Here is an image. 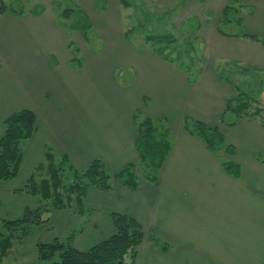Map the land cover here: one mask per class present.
<instances>
[{
    "label": "crops",
    "instance_id": "0c3cea01",
    "mask_svg": "<svg viewBox=\"0 0 264 264\" xmlns=\"http://www.w3.org/2000/svg\"><path fill=\"white\" fill-rule=\"evenodd\" d=\"M43 1L46 10L39 15H0V137L13 112L27 109L36 116V132L23 147L16 178L0 181V208L6 206L0 218L17 220L29 206L38 207V200H21L16 191L46 147L67 156L76 171L94 160L110 175L133 164L138 182L133 190L116 182L108 191L88 189L84 215L52 210L47 223L12 249L19 264H35L38 243L64 241L76 227L81 230L74 248L90 249L114 234L112 213L133 218L145 232L135 264H264V119L224 113L234 93L213 67L193 82L186 70L150 48L153 53L134 61L131 51L139 52L126 40L133 28L125 0H78L88 15L89 8L98 13V2L113 14L99 12L106 49L100 41L91 64L78 69L72 42L51 12L55 0ZM216 4L203 13L218 12ZM246 5L264 9L261 0ZM208 32L225 62L264 68V45ZM144 118L169 133L170 150L152 180L139 173L135 147ZM186 122L217 127L233 154L206 149L185 129ZM226 161L238 166V177L225 172Z\"/></svg>",
    "mask_w": 264,
    "mask_h": 264
},
{
    "label": "trees",
    "instance_id": "16d2710c",
    "mask_svg": "<svg viewBox=\"0 0 264 264\" xmlns=\"http://www.w3.org/2000/svg\"><path fill=\"white\" fill-rule=\"evenodd\" d=\"M8 11L18 16L24 14L9 10L4 4H0V15ZM42 11L43 9L30 13L37 15ZM234 11L230 5L224 8V22L232 19L233 15H239ZM70 12L71 10H64L62 15L67 17ZM78 13L81 14L80 10ZM82 20L85 25L83 28L88 29L90 27L88 19L82 16ZM238 22L241 23V20L238 19ZM241 34L243 38L264 45V34L260 38ZM145 42L153 49L154 47L157 49L153 50L156 54L170 62L168 59L170 55L166 50L176 42L175 38L171 35H148ZM251 69L262 70L257 67ZM248 109V101L242 100L240 93L237 92L226 104L224 113L241 117ZM255 114L254 117L264 119V110L256 109ZM188 125L191 128H188ZM3 127L4 132L0 137V181L6 182L16 178L18 174L22 161V146L36 132V116L32 111L22 109L5 118ZM137 128L135 147L139 156V167L144 170V176L152 180L170 150L169 133L156 126L149 118L142 119ZM159 129L162 131L159 132ZM185 129L198 137L206 149L214 154H233V148L226 143L217 127H207L199 122H186ZM261 161L264 162V159ZM222 166L228 175L238 177L237 165L226 161L222 162ZM113 182L131 190L135 189L138 182L136 166L128 164L118 173L110 175L101 160H94L85 169L76 171L66 156L58 158L49 147H46L43 160L36 165L26 184L16 191L17 195L37 198L38 207L25 209L21 218L17 220L0 218V259L15 246L23 243L34 228L47 223L52 210H72L75 214L84 215L83 200L87 190L95 188L108 191L112 188ZM111 220L114 234L86 251L74 248L73 240L77 234L74 231L64 241L38 243L35 264H135L138 248L146 239L143 228L125 214L112 213Z\"/></svg>",
    "mask_w": 264,
    "mask_h": 264
},
{
    "label": "rangeland",
    "instance_id": "374dc122",
    "mask_svg": "<svg viewBox=\"0 0 264 264\" xmlns=\"http://www.w3.org/2000/svg\"><path fill=\"white\" fill-rule=\"evenodd\" d=\"M125 1H128L131 7V22L129 23L130 27L133 28L131 34L126 36V40L128 43H131L133 50L139 52L136 55L134 51H131V56L134 61H136V57L150 54V52H152L150 49H156L155 47L153 49L150 45H145L144 39L146 36L171 35L175 38L176 42L166 50V53L170 55L168 59L172 65H177L184 69V71L186 70L193 82L199 78L198 76L203 73L205 68L207 70L213 67L216 74L230 87L234 93V97L238 92L242 100L248 101L249 109L245 115H243L244 117L254 118L256 109L264 110V68L257 67L262 70H253L251 68L254 66L250 64L236 61L225 62V60L220 58L218 49L216 48L217 46L214 43L210 44V41H208V30L214 33V36H216L215 34L217 33L218 35L240 39L243 38L241 34L243 33V35L260 38L264 34H261L264 29V9H260L258 6L260 5L259 1L255 8L248 7L246 5V0ZM261 2H264V0H261ZM0 4H4L9 10L25 14L28 12H38L43 8L46 10L43 0H0ZM215 4L220 7L218 12L211 14L203 13L208 10L209 6L213 7ZM101 5L102 8H100ZM227 5L234 8V12L239 13V15H233L232 19L224 22L223 10ZM96 9L98 13L92 12L91 8H89L88 15L78 5V0H55L52 4L51 12L54 13L58 21L57 24L66 32L69 41L71 40L72 42L70 52L73 54L74 58H77L78 64L76 65L78 69L81 66L84 67L91 64L93 56L96 55L95 48L100 44V41L103 42V50L106 49V38L98 29V24L103 20V15L99 14V12L105 11V14H108L107 18L109 16L113 17V14L110 13L108 5L105 6V4H101V2L96 4ZM64 10H71L70 15L67 17L63 16L62 13ZM78 10H80L81 14L78 13ZM8 13L10 12L8 11ZM123 13L125 16L126 12ZM82 16H85L90 23L88 29L83 28L85 25L83 24ZM99 16L102 17L97 21V17ZM238 19L243 22V25L241 23L242 28H240ZM125 21H127V19H124V23H127ZM76 24L78 25L77 27L74 26ZM248 31L255 35L248 34ZM247 41L258 43L251 39ZM115 76L117 78L118 74ZM127 76L126 72L125 77L128 78ZM83 85L86 86V83ZM137 116L139 117L140 115L137 114ZM26 142L22 146V151ZM59 157L61 156H58V158ZM24 166L26 169V161ZM138 170L139 173L144 175V170L141 167H139ZM24 172L25 170H23V174ZM18 196L21 200L29 198L26 201H31V199L37 201V198L35 199L25 195ZM30 207L32 206H29L28 209H32ZM4 210H6V206L0 208V217L5 216L2 215ZM69 211L72 212V210ZM8 218L9 216L4 219L7 220ZM1 219H3V217ZM80 230L81 229L76 227L71 232H76V237ZM32 257H34L35 261V249ZM0 264H19V260L10 250L3 259H0Z\"/></svg>",
    "mask_w": 264,
    "mask_h": 264
}]
</instances>
